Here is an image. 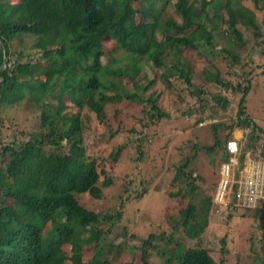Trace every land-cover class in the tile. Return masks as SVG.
Returning a JSON list of instances; mask_svg holds the SVG:
<instances>
[{
	"label": "trees",
	"instance_id": "obj_1",
	"mask_svg": "<svg viewBox=\"0 0 264 264\" xmlns=\"http://www.w3.org/2000/svg\"><path fill=\"white\" fill-rule=\"evenodd\" d=\"M10 1L0 0V67L3 49L7 59L6 69L0 72V129L4 122L2 111L23 103L32 108L28 114L35 116L36 125L26 131L24 123V129L18 134L23 136L19 143L5 141L0 134V161L5 153L10 154L7 164L0 165V264H64L65 261L69 264H115L121 245L114 253L98 249L88 260L84 259L83 251L105 236L113 235L115 224L112 221H120L123 203L132 205L140 200L147 182L140 178V188L134 189L130 175L123 177L131 190L128 195L124 192L119 197L120 208L114 216L82 206L80 196L89 195L98 200L104 188L115 184V176L108 167L113 155L105 159L86 151L87 122L82 110L87 108L96 114L99 123L108 124L104 123V110L108 105L136 100L145 105L142 114L148 116L149 122L169 117L158 105L159 95L143 98L138 91L116 85L112 78L126 76L135 83V89L146 92L156 79L152 78L141 88L136 84L141 73L147 81L150 72L162 76V71L171 68L190 85L192 76H185L183 70L188 65L184 51L196 53L200 50L201 53L203 45L214 48L220 31L225 40L222 51L234 63L239 62L234 52L236 46L248 43L250 48L251 43L254 46L264 41L261 39L264 24L257 22V14H264V0H248V7L238 0ZM139 2L138 9L134 5ZM172 3L181 18L180 23L166 14ZM25 37L31 39L29 46L26 45L28 48L12 51L13 43ZM107 40L127 53L125 68L101 64L102 46ZM163 55L178 58V61L167 65L161 60ZM138 59H146L153 68L142 66ZM203 74L204 79L219 86V90H229L230 82H226L218 70H203ZM163 85L172 90L171 80ZM246 89L242 90L243 94ZM65 94L68 107L75 109L74 114L63 111ZM244 98L237 104V111L229 112V135L236 124L253 125V130L259 128L246 118L242 109ZM212 100L222 109L229 104L221 92L214 94ZM207 107L211 108L210 112L215 109L211 105ZM149 122L142 124L143 129ZM134 131L132 128L131 132ZM116 135L111 132L108 139ZM135 141L143 143L142 137ZM143 156L144 152L139 149L137 163L143 161ZM114 162L117 165L120 160ZM135 168L138 169V165ZM187 173L183 177L185 180L192 176L191 171ZM180 174L179 168L174 180ZM101 175L104 176L102 181ZM187 182H192L188 183L191 187L193 180ZM202 207L189 203L181 213V226L190 241L198 239L207 227L210 198ZM123 233L126 234V228ZM156 241L154 234L141 241L140 264H152L148 249H152ZM66 245L70 246L68 256L63 253ZM226 253L221 250L222 256ZM166 264L170 261L166 260ZM177 264L217 263L205 248L189 247Z\"/></svg>",
	"mask_w": 264,
	"mask_h": 264
},
{
	"label": "rangeland",
	"instance_id": "obj_2",
	"mask_svg": "<svg viewBox=\"0 0 264 264\" xmlns=\"http://www.w3.org/2000/svg\"><path fill=\"white\" fill-rule=\"evenodd\" d=\"M16 1L11 0L10 2ZM238 1L246 7L250 6L248 0ZM134 6L138 8L141 4L139 2ZM166 11V14L177 23L181 22L180 16L174 10L173 3L167 7ZM222 12L226 15L225 10ZM257 22L264 24L263 13L257 14ZM219 33L216 35L214 48L211 49L203 45L201 53H199L200 50L196 53L191 50L184 51L183 57L188 65L183 70L185 76L190 74L192 76L190 85L171 68L162 71V76L160 74L155 76L153 71L150 72L147 81L143 79L144 73H141L138 82L136 81V84L141 88L147 86L148 81L152 78L156 79V82L148 87L146 92L135 89V83H132L126 76L112 78L116 85L125 90H132V92L138 91L137 94H142L143 98L159 95L158 105L169 114V117L149 122L148 116L142 114V106L145 105L139 104L136 100L108 105L104 110L106 114L104 123L108 124L99 123L96 114L87 108L82 110V116L87 122L86 151L91 156L105 159L109 154H112L113 158L108 163V167L115 176V184L104 188L100 199L93 200L89 195L80 196L79 200L82 206L96 213L114 216L120 208L119 197L124 192L128 195V191L131 190V186L123 177L130 175L134 189L140 188L139 182L142 181L140 178L143 177L147 182L146 190L142 193L140 200H136V203L132 205L123 203L120 221H112L115 224L113 235L105 236L99 243H93L86 247V250L83 251L84 259H90L98 249L110 250L111 253H114L121 245L115 264H140L139 245L149 234H154L157 241L152 249H148L152 264H166V260H169L170 264H177L179 258L189 247L205 248L217 264H264V211L259 212L264 201L256 207V210L245 211V215H242L240 210H236L238 214L233 211L224 215L218 214L217 208L220 210V207L221 209L224 207L228 211L227 206L223 204L218 206L211 202L207 227L202 235L194 241H190L186 237L185 228L181 226L183 220L181 213L189 203L203 208L202 203L207 198L211 200L215 195L219 182V170L221 165L226 162L225 159L220 164L221 153L225 155L223 145L227 140L232 139L233 131L239 130L242 137H245V132L252 133L253 125L241 127L236 124L231 128L230 135L227 134L229 112L237 111V104L245 97L242 109L246 118L251 119L252 124L264 127V54H261L264 51V41L254 45L255 47L251 43L250 48L248 43L236 46L234 52L237 54L239 62L234 63L222 51L225 40L221 36V31ZM261 39H264V34L261 35ZM30 40L29 37H25L23 40L13 43L12 51L19 52L22 48H26L29 46ZM102 50L104 52V56L101 58L103 67H126L127 53L116 48L111 41L107 40L103 43ZM32 57L30 55V58ZM161 60L170 65L176 63L178 58H168L163 55ZM138 62L142 66L153 68V64L146 59H138ZM39 67V65L35 66V73ZM203 70L207 72L218 70L222 74V78L226 82H230L229 90H225V88L219 90V86L204 79ZM168 80L172 81V90H168L169 88L163 85ZM244 89L247 91L245 94L242 93ZM197 91H201L203 94H199ZM218 92H221L222 96L229 101L225 109L216 105L212 100L213 95ZM63 99L66 106L63 111L74 114L75 109L73 111L68 107L69 101L66 94L63 95ZM28 105L23 103L17 108L9 107L2 111L4 122L0 134L4 136L5 141L12 142L14 140L19 143L23 136L18 134L21 132V128L24 129V123L26 122V131L30 130V126L36 125L35 116L28 114L29 111H32ZM207 105L214 106V111L210 112L211 108H208ZM200 119L202 121H198ZM147 122H149L148 125L143 129L142 124ZM132 128H134V132H131ZM261 128L256 127L253 130L254 135L261 134ZM111 132H116L117 135L108 139V134ZM12 134L16 137H12ZM105 134L107 136L104 137ZM138 137L140 139L142 137V144L135 141ZM226 137L229 138L226 139ZM234 138L240 142V150L242 146L243 150L255 152L258 149L263 154L264 133L257 141L250 143L253 145V149L247 148L248 140ZM262 139L263 141H261ZM139 149L144 152V156L143 161L137 163L135 159ZM9 159L10 154L7 152L2 157L0 165H5L4 163ZM115 160H120V162L116 165ZM101 163L103 165V161ZM135 164L138 165V169L135 168L137 166ZM112 166L114 168L111 169ZM179 168L181 174L174 180L175 173ZM190 171L192 172L191 178L185 180L184 175ZM237 178L235 176V179ZM103 179L104 176L101 175L100 181ZM187 180H193L191 187L192 182H187ZM233 193L234 189L226 193L225 198H229L231 210L235 207L241 209L240 204L234 199ZM131 208H137V210L133 212ZM124 228H126V234L123 233ZM169 238L171 239L169 240ZM110 244H112L111 247H109ZM69 248V245L63 247V253L67 256L70 254ZM222 249L227 251L225 256L221 255ZM64 264H69V262L65 261Z\"/></svg>",
	"mask_w": 264,
	"mask_h": 264
},
{
	"label": "built area",
	"instance_id": "obj_3",
	"mask_svg": "<svg viewBox=\"0 0 264 264\" xmlns=\"http://www.w3.org/2000/svg\"><path fill=\"white\" fill-rule=\"evenodd\" d=\"M224 148L226 162L219 170L215 200L228 204L229 198L226 199L225 195L235 188L233 197L241 208L256 207L264 199V159L260 151L241 158L240 145L233 139L228 140ZM239 157L243 162L239 161ZM235 176L238 178L235 179Z\"/></svg>",
	"mask_w": 264,
	"mask_h": 264
},
{
	"label": "crops",
	"instance_id": "obj_4",
	"mask_svg": "<svg viewBox=\"0 0 264 264\" xmlns=\"http://www.w3.org/2000/svg\"><path fill=\"white\" fill-rule=\"evenodd\" d=\"M253 47V46H252ZM255 47V46H254ZM261 54H264V51H262L261 52ZM212 119V118H211ZM198 121H202L201 119L200 120H198ZM240 127V126H239ZM242 127V126H241ZM259 128H261L260 126H259ZM262 129V131H261V134H259L258 136L257 135H254L253 133H250L249 134V132H245V137H242V133L239 131V130H234L233 131V133H232V139L233 140H236L238 143H240L237 139H235L234 137H236V138H244L243 139V141H246V140H248L249 142H248V149H253V145H251L250 143H252L253 141H257V139L258 138H260L261 137V135H263V133H264V127H262L261 128ZM255 137H256V139H255ZM242 141V142H243ZM261 141H263V139L261 140ZM241 142V143H242ZM264 142V141H263ZM224 146H225V143H224V145H223V149H224ZM263 147V149H264V145L262 146ZM241 158H244L245 157V155L248 153V154H255V153H257V152H259L258 151V149L255 151V152H252V151H247V150H243V148H242V146H241ZM260 152H262V151H260ZM221 160H220V164H221V162L222 161H224L225 159H226V156L225 155H223L222 153H221ZM240 157H239V161L240 162H243V160L241 159ZM2 160V159H1ZM8 161V160H7ZM7 162H5L4 164H6ZM217 175H218V172H217ZM218 178H219V176H218ZM217 188H218V183H217ZM217 188H216V192H215V195L213 196V198L211 199V202H213V203H215V204H217L218 206L219 205H221L220 203H217V201L215 200L216 199V194H217ZM234 189V191H235V188H233ZM264 201V199L261 201V202H263ZM224 205V204H223ZM230 204L228 203V204H226L225 206H227L226 208H228V211H226L225 210V208L224 207H222V209H221V207H220V210L217 208L216 209V212L218 213V214H221V215H224L225 213H232V211L234 212V213H236V214H238L237 213V211L236 210H240L242 213V215H245L246 213H245V211H250V210H256V207H251V208H239V207H235V208H233L232 210H231V208H230V206H229ZM263 205V204H262ZM262 209L259 211L260 213H262V211H264V205H263V207H261ZM245 213V214H244ZM254 213V212H253ZM235 216H237V215H235ZM231 218V217H230ZM264 219V218H263ZM264 221V220H263ZM264 227V226H263ZM263 238H264V236H263Z\"/></svg>",
	"mask_w": 264,
	"mask_h": 264
},
{
	"label": "water",
	"instance_id": "obj_5",
	"mask_svg": "<svg viewBox=\"0 0 264 264\" xmlns=\"http://www.w3.org/2000/svg\"><path fill=\"white\" fill-rule=\"evenodd\" d=\"M3 52H4V57H3V64L2 66L0 67V72L4 69H6V62H7V59L5 57V50L3 49Z\"/></svg>",
	"mask_w": 264,
	"mask_h": 264
},
{
	"label": "clouds",
	"instance_id": "obj_6",
	"mask_svg": "<svg viewBox=\"0 0 264 264\" xmlns=\"http://www.w3.org/2000/svg\"><path fill=\"white\" fill-rule=\"evenodd\" d=\"M123 102H124V101H123ZM120 103H122V102H120ZM120 103H119V104H120ZM230 140H232V139H230ZM227 141H228V140H227ZM241 152H242V151L240 150V155H241ZM260 153H261V155H262V158L264 159V156H263L262 152H260ZM252 155H254V154H252ZM234 199H235V198H234ZM260 203H261V202H260ZM260 203H259V204H260ZM259 204H258V205H259ZM258 205H257V206H258Z\"/></svg>",
	"mask_w": 264,
	"mask_h": 264
}]
</instances>
